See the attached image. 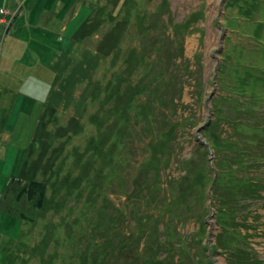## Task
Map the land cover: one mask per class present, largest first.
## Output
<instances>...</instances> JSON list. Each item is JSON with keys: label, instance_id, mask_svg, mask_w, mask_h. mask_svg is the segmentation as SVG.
Returning <instances> with one entry per match:
<instances>
[{"label": "rangeland", "instance_id": "obj_1", "mask_svg": "<svg viewBox=\"0 0 264 264\" xmlns=\"http://www.w3.org/2000/svg\"><path fill=\"white\" fill-rule=\"evenodd\" d=\"M123 1L12 0L13 33L12 13L0 24V264H264V0H165L175 23L195 16L185 56L120 21L115 63L82 23ZM33 181L41 207L21 196ZM231 191L238 240L260 223L212 254Z\"/></svg>", "mask_w": 264, "mask_h": 264}, {"label": "bare ground", "instance_id": "obj_2", "mask_svg": "<svg viewBox=\"0 0 264 264\" xmlns=\"http://www.w3.org/2000/svg\"><path fill=\"white\" fill-rule=\"evenodd\" d=\"M108 4L109 3L100 7L97 11L92 13V14L96 15L99 12L102 16L101 18H98L96 16L97 18L94 17V19H93V16H91L92 15L91 14L90 18H91V20L93 19V21H91L89 19V20L82 23V33L81 34L84 37V39H82L83 42L85 40L92 41L94 44V47L96 46V48H97V50H99V52L101 51V49L108 51L112 55V57L114 59H116L114 61L115 63H117V60H118V57H117L118 45L121 44V38L124 37V34H118L117 35V26L120 27V21H123L124 26H130V25L138 26L140 24L141 27L146 28V32H145L146 37H150L156 33L158 35L157 38H163L164 39V37H166V38L167 37H174L175 34L177 33V32H175L177 27L186 24L188 19H192L195 17V16H191L192 15L191 14L185 21H183L181 23H175L174 20L172 18H170L169 12L165 8V0L159 1V4L157 6L148 5L147 0H140V3H138V2L135 3L134 0H124L121 3L120 8H118V9H114L113 5H115V4H113V2H112V7L110 8L109 11H107ZM149 4H151V3H149ZM227 4H228V0H224V2H223L224 8L227 6ZM125 5L130 6V7L127 10H123ZM105 8H106V12H107L106 14H108V16L110 17V20L108 21V24H107L108 28H106V30H107L106 33L108 34V36L107 37L104 36V38H103L102 33L101 32L97 33V32L100 29V27L102 26V24H105V19L103 18V17H105ZM0 11L4 15L3 18H0V24L5 23L7 21V20H5V17L9 16L12 13L10 16V19L11 18H13V19L11 20L10 24L13 25L14 17H17V10L10 13V10L8 8L3 7L2 9H0ZM144 11H146L147 14H144ZM198 13H199V15H198V17H199L200 11L195 12L194 14H198ZM161 16H167V18L165 17V19H163L164 24L161 22ZM198 17H197V21H198ZM147 20H149V22ZM149 23H150V27L148 28ZM196 23L197 22L191 24V26L188 27V29L185 31V33L183 34V37L180 40L174 41L175 42V47H174L175 53L180 52L181 55L185 56V54H184L185 52L183 53V51H184V40H186V38L189 35H191L193 29L195 28ZM80 32H81V29H80ZM93 34H96V35L92 36ZM161 36H163V37H161ZM137 44L140 45V48L145 47V45L141 42H139ZM121 52L123 53L124 49ZM193 59L195 61L198 60V56H194ZM84 69H85L84 71H86L85 72L86 75L90 73V71L87 69V67H84ZM95 82H93V83H95ZM86 84H88V82H86ZM226 162H227L226 164H227L228 168L234 170L236 168V166L238 165L239 158H238L237 154L231 153L230 158ZM233 177H234L235 184L239 185L240 181H237V177L234 174H233ZM254 178H256V176H254ZM257 178H259V177H257ZM242 198L244 200H247V201H253V197L249 192H247L246 195H244ZM218 212H222V210L218 211ZM227 219H228V221L226 220L225 223L230 225L231 233H229V232H225V233L227 235H230L231 237H233L232 234L236 233V231L234 230L233 225H232L233 221L230 220L229 218H227ZM247 219H249V217H247L245 219V223L248 224L249 226H252V227L248 230H245L244 235L253 234L254 233L253 227L256 225H259V223H260V222L254 221L251 218H250V220H247ZM71 226H73V231H74L73 234L74 235H76V234L85 235L87 233L86 228H85L86 225H84L80 221H75V222L71 223ZM74 226H76V227H74ZM216 226L219 227V229H220L218 231V233L223 234L224 232L221 230V225H220L219 221H218V224H216ZM231 240L233 241V243L236 246H239L240 240H236L234 238H232ZM244 243H249V242H244ZM215 246L217 248H219V245L215 244Z\"/></svg>", "mask_w": 264, "mask_h": 264}, {"label": "trees", "instance_id": "obj_3", "mask_svg": "<svg viewBox=\"0 0 264 264\" xmlns=\"http://www.w3.org/2000/svg\"><path fill=\"white\" fill-rule=\"evenodd\" d=\"M191 24H193V22H190L188 25H187V23L186 24H184V25H182V26H179V27H177V29L175 30V32H177L176 34H175V38L177 39V40H180L182 37H183V34L185 33V31L188 29V27H190L191 26ZM166 38V37H165ZM254 154V153H253ZM29 184V183H28ZM27 184V185H28ZM245 187V186H244ZM161 190V189H160ZM159 190V191H160ZM248 190H250V188L248 189L247 188V192H248ZM31 191V192H30ZM123 191V193H128V191H124V190H122ZM49 193V189L47 188V185L46 184H44V183H42V182H31L28 186H27V188H25L24 189V191L21 193V196H22V198H26L27 199V201H31V200H38V202L36 203L39 207H41L42 205H43V203H44V201H45V198H46V194H48ZM233 196L232 197V200L231 201H235L236 199L238 200V198L237 197H235L236 195H234V192L233 191H231V193H230V196ZM135 197H137V198H143L142 196H138V195H136ZM237 200H236V202H235V206L232 208V211H230L229 212V215L227 214V215H220V216H218V220L216 221V223L218 224V221H219V223H220V225H221V230L224 232V234H220L219 235V242L217 243L220 247H225V245H227L228 247H227V250H224L225 252L224 253H228L229 251H231L232 253H234V251L236 250V245L233 243V241L231 240L232 238H234V239H236V240H238L239 239V236H236V233H234V234H232L233 235V237H231L230 235H227L225 232H229V233H231V227H230V225H228V224H226L225 223V221H226V216H227V218H229L230 220H232L233 221V216H234V214L236 213V210L237 209H239V207H240V201H241V199L239 200V202L237 203ZM81 201V199H77V200H73V202H75V203H80V204H83V200H82V203L80 202ZM100 201H102V202H105V204L103 205V207L104 208H107V207H109L110 206V204H109V200L108 199H103V200H100ZM219 201L222 203L223 201H224V197L222 196V197H220L219 198ZM139 203H140V205L139 206H142V205H146V203H143L144 201L142 200V201H138ZM229 202H230V199H229ZM97 203V202H96ZM95 202H94V205L96 204ZM241 203H242V201H241ZM93 205V206H94ZM135 205H136V202H135ZM97 207H99V206H102V205H96ZM138 206V207H139ZM73 211H75L74 209H73ZM221 213H223V210H222V212ZM227 213H228V210H227ZM228 220V219H227ZM88 227L86 226L85 228H86V231H87V233L85 234L86 236H89L91 239H93V235H94V233H93V229H89V226H92L93 225V223H89L88 222ZM233 225V224H232ZM99 228H102L103 229V232H104V234H106V235H108V230L106 229V223H102V224H100L99 225ZM234 229H235V231H236V228H235V225H234ZM203 232V231H202ZM218 236V235H217ZM80 237V236H79ZM247 237V235H244V236H242L241 234H240V240H244V238H246ZM217 240H218V238H217ZM215 248H216V246H211L210 248H209V250H210V252L213 254V251L215 250ZM224 253H222V254H224ZM159 260L158 259H156V260H154V262H153V264H160L159 262H158ZM148 263L149 264H151L149 261H148Z\"/></svg>", "mask_w": 264, "mask_h": 264}, {"label": "crops", "instance_id": "obj_4", "mask_svg": "<svg viewBox=\"0 0 264 264\" xmlns=\"http://www.w3.org/2000/svg\"><path fill=\"white\" fill-rule=\"evenodd\" d=\"M15 1H17V0H15ZM5 3H6V0H0V6L1 5H5ZM12 4H13V2H12V0H8V9L10 10L11 9V6H12ZM17 6V5H16ZM0 9H2V8H0ZM10 13H11V11H10ZM14 22V24H13V28L11 29L12 31H11V33H13V29H14V27H15V25H16V23H17V17H14V20H13ZM52 24L54 23V22H51ZM62 28V27H61Z\"/></svg>", "mask_w": 264, "mask_h": 264}]
</instances>
